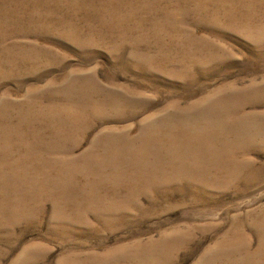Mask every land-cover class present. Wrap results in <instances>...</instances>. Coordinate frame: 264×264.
I'll return each instance as SVG.
<instances>
[{
  "label": "rangeland",
  "instance_id": "374dc122",
  "mask_svg": "<svg viewBox=\"0 0 264 264\" xmlns=\"http://www.w3.org/2000/svg\"><path fill=\"white\" fill-rule=\"evenodd\" d=\"M172 104L245 111L247 131L212 129L214 155L175 173L195 140L159 119ZM249 122L264 124V0H0V264H264V127L244 140ZM159 127L175 139L156 175L99 163L112 135ZM87 163L104 173L75 174Z\"/></svg>",
  "mask_w": 264,
  "mask_h": 264
},
{
  "label": "bare ground",
  "instance_id": "6f19581e",
  "mask_svg": "<svg viewBox=\"0 0 264 264\" xmlns=\"http://www.w3.org/2000/svg\"><path fill=\"white\" fill-rule=\"evenodd\" d=\"M187 37V36H186ZM191 39V38H190ZM187 40V39H186ZM189 40V39H188ZM203 41V40H202ZM201 41V42H202ZM195 42V41H194ZM204 43V42H203ZM212 44V43H211ZM187 48V47H186ZM199 49V48H198ZM182 51V50H181ZM190 51V50H189ZM195 51V50H194ZM215 51V50H214ZM212 51V52H214ZM188 53V52H187ZM181 54V53H180ZM189 54V53H188ZM191 54V52H190ZM191 57V56H190ZM194 57V56H192ZM191 57V58H192ZM184 64V63H183ZM187 64V62H186ZM258 87V86H257ZM120 89H123L122 88H119L118 90L116 91H119ZM126 89V88H125ZM234 89V87H233ZM255 89V87H254ZM223 91V90H222ZM236 91V90H235ZM217 92V91H216ZM215 92V93H216ZM241 93H244L243 91ZM217 94V93H216ZM238 94V93H237ZM227 95V94H226ZM236 95V94H235ZM242 95V94H241ZM221 96V95H220ZM231 96V95H230ZM237 96V95H236ZM227 97V96H226ZM223 98V97H222ZM231 98V97H230ZM133 99V98H132ZM234 99V97L232 98ZM221 100L218 95L215 99L214 102H212L210 104L211 108L214 107L215 105H218V107H220L219 105L221 104ZM226 101V100H225ZM229 102V101H228ZM233 102V101H232ZM231 102V103H232ZM235 103V102H234ZM238 103V102H237ZM223 104H225L223 102ZM230 104V103H229ZM229 104H226V106ZM236 104V103H235ZM133 105H135V103H133ZM232 105V104H230ZM240 105V104H239ZM238 105V106H239ZM244 105V104H243ZM180 106V105H179ZM178 105L176 104H172L171 106L168 107V109H173L175 111L173 112H168L166 113L165 115L166 116H161L159 119H166V124L165 126L166 127H170V126H177L180 128V130H184L183 132V135H180L184 137V139L188 142V141H193L195 140V143L193 144V142H191V144L193 145H190L188 147V149H183V148H176V151H177V155H176V152H173L175 153L174 155V158L176 159V162H177V167H172L176 172L175 173H183L185 171L188 170V168H185V165L184 162L185 160H189V161H192V160H196V162H200V164L203 162V160L205 159L206 162H207V159H208V155L210 154V152H213L211 151V148L209 147H212V143L216 140V135L212 134L211 131H213L214 129L217 130L218 126L219 128H222L220 131L223 132L227 137L234 133L237 132L238 130L241 132V134H245L246 133V129L244 128L245 125H246V122L244 119L240 120L241 118L239 119H234V117L236 118V116H243L245 115V111H241L238 113V115L234 116L232 115V113H230V111L232 110L231 108L233 107H229L230 110H228L227 108L225 110L228 111V116L229 118L231 117V119L227 122H224V120H226V114L224 113L225 111L224 110H217V111H214V114L215 115H204L202 116L201 113H200V110L199 108L196 106V105H189L188 108L184 111L183 109H181ZM225 106V105H224ZM241 106V105H240ZM222 107V106H221ZM235 107V105H234ZM237 107V106H236ZM242 109L244 106H241ZM225 108V107H224ZM214 109V108H213ZM235 109H239V108H235ZM234 109V110H235ZM245 109V107H244ZM243 109V110H244ZM226 111V112H227ZM238 111V110H237ZM225 114V115H224ZM236 114V113H235ZM157 115V114H156ZM247 116V115H246ZM245 116V117H246ZM251 116V114H250ZM254 116V115H253ZM253 118V117H252ZM251 118V119H252ZM255 119V118H254ZM160 121V120H159ZM162 121V120H161ZM158 122V121H157ZM156 122V123H157ZM164 122V121H163ZM256 122V121H255ZM250 124L252 122H249ZM163 124V123H162ZM255 124V123H254ZM253 123L251 124L252 125V128H254V130L248 134L246 137H244L243 139L244 140H247V138H251L253 135H258L257 131L259 128H263L264 127V124L263 125H257L255 126ZM248 125V123H247ZM250 127V126H249ZM218 128V130H219ZM166 128H163V127H159V130L160 131H157V132H147V131H143L141 133V135L137 138V139H132L131 138V133H130V130L129 129H125L123 131L120 132V136H116V135H112L111 136V141H110V145L111 147L109 148V150L103 154H101V156L99 157V163L101 164V166H105V159L107 157H109L113 164H114V171L117 172L119 171L120 167H119V162L126 168H131L132 167H136V169L138 168V170H144V168L147 169V167H150V166H155V172H153L154 175H156V172L157 170H161V166L163 163L167 162L168 159L170 156H172V154H170L169 152H165L167 154L163 155V151H165L164 149L166 148L162 143L160 142H170V141H174L175 137H174V134H170L167 132V130H165ZM213 129V130H212ZM249 129V128H248ZM259 129V130H261ZM257 130V131H256ZM239 132V133H240ZM233 134V135H234ZM237 135V133H236ZM235 135V137H236ZM244 136V135H242ZM262 136V134H261ZM2 137H5V140H8V136L7 135H3L2 134ZM232 137V135L230 136ZM234 137V136H233ZM259 138V137H258ZM211 139H213V141H211ZM241 139V138H240ZM153 140H156V142L154 141L153 143ZM250 140V139H249ZM254 140V139H253ZM256 140V139H255ZM234 141V139H233ZM240 141V140H239ZM141 142V143H139ZM245 142V141H244ZM252 142V141H251ZM238 143V141H237ZM139 144V145H138ZM189 144V142H188ZM150 146L151 147V150L148 151L147 146ZM137 146V151L134 150L132 147H136ZM214 147V146H213ZM210 149V150H208ZM170 151V150H169ZM172 151V150H171ZM170 151V152H171ZM207 154V159L204 158V155ZM212 155H214V152L212 153ZM128 156H131L136 163L130 161L128 159ZM206 157V156H205ZM210 157V156H209ZM165 158V159H163ZM173 158V157H172ZM151 160V161H150ZM173 160V159H172ZM137 162L139 164H137ZM170 162V160H169ZM175 162V160H174ZM184 162V163H183ZM194 162V161H193ZM210 162V161H209ZM235 162V161H234ZM205 163V162H204ZM171 164V163H170ZM181 164V165H180ZM195 164V163H193ZM208 164V163H207ZM167 165V164H166ZM169 165V164H168ZM192 165V164H190ZM196 165V164H195ZM71 166H73V163L72 162H67V167L64 171V174H65V178L68 177L71 172H70V169H73ZM121 166V165H120ZM172 166V165H171ZM170 166V167H171ZM174 166V165H173ZM184 166V167H182ZM204 166V165H202ZM210 166V165H208ZM188 167V166H187ZM171 168V169H172ZM189 168H192L191 171L192 173H190V171L188 173H186V177H189V175L187 174H190V175H195L198 171L203 173L205 172L206 170L202 167H199V164L198 166H190ZM207 168V167H206ZM240 168V167H239ZM167 170V169H166ZM173 170V171H174ZM190 170V169H189ZM131 171V170H130ZM154 171V169H153ZM169 172L171 170H168ZM183 171V172H182ZM78 172H88V173H97V174H100L102 175V173H104V171L100 170L98 167L94 166L93 164L91 163H87L83 168H81L80 170H77L75 169V174H77ZM165 173H168L167 171H164ZM208 172V171H207ZM199 173V174H201ZM86 174V173H85ZM152 174V175H153ZM184 174V173H183ZM182 174V175H183ZM198 174V173H197ZM124 175V174H123ZM122 175V176H123ZM139 175H143L146 177V174L144 173H139ZM153 175V176H154ZM170 175H173V174H170ZM205 175V174H203ZM71 176V175H70ZM98 175H96L97 177ZM104 176V174H103ZM135 176H138V175H135ZM133 176V177H135ZM141 176V177H143ZM158 176V175H157ZM167 176V175H166ZM176 176V175H175ZM174 176V177H175ZM202 176V175H201ZM93 177V176H92ZM108 177V175H107ZM113 177V176H112ZM149 177V176H148ZM152 176H150L149 178H151ZM165 177V175H164ZM163 177V178H164ZM169 177V175H168ZM71 178V177H70ZM85 178V177H84ZM89 178V177H88ZM109 178V177H108ZM115 178V177H114ZM117 178V177H116ZM178 178V177H177ZM193 178V177H192ZM200 178V177H199ZM202 178V177H201ZM206 178V177H205ZM68 179V178H66ZM73 179V178H72ZM93 179V178H92ZM153 179V178H152ZM151 179V180H152ZM157 181H158V178H156ZM165 179V178H164ZM170 179V178H169ZM176 179V178H175ZM189 179V178H188ZM121 180V179H120ZM154 180V179H153ZM171 180H172V177H171ZM174 180V179H173ZM172 180V181H173ZM204 180V179H203ZM69 181V180H68ZM77 181V180H76ZM89 181V180H88ZM100 181V180H98ZM111 181V179H110ZM119 181V179H118ZM122 181V180H121ZM162 181V180H161ZM169 181V180H168ZM208 181V180H207ZM67 182V181H65ZM71 182V181H70ZM104 182L107 183V180H105ZM159 182V181H158ZM174 182V181H173ZM180 182V181H179ZM211 182V181H210ZM75 183V182H74ZM105 183V184H106ZM120 183V182H119ZM137 183V182H136ZM166 183V181L164 180V184ZM170 183V182H169ZM191 183V182H190ZM194 183V182H193ZM79 184V183H78ZM138 184V183H137ZM158 184V183H157ZM197 184V183H196ZM68 185V184H66ZM70 185V183H69ZM87 185V183H86ZM72 186H75L72 184ZM71 186V188H72ZM97 186V185H96ZM141 186L143 188L146 189V193H149L148 191L151 190L154 186V182L153 181H148L147 182H144L141 184ZM165 186V185H164ZM194 186V184H193ZM68 187V186H67ZM87 187V186H86ZM90 187V186H89ZM103 187V186H102ZM167 187V186H166ZM77 187H75L76 189ZM79 188V187H78ZM195 188V187H194ZM208 188V187H207ZM98 189V188H96ZM95 189V190H96ZM112 189V188H110ZM115 189V188H114ZM133 189V188H132ZM196 189V188H195ZM69 190V189H68ZM71 190V189H70ZM86 190V189H85ZM198 190V189H197ZM88 191V189H87ZM113 191V190H112ZM117 191V190H116ZM136 191V190H135ZM73 191H71L72 193ZM82 192V191H81ZM80 192V193H81ZM86 192V191H85ZM93 192V191H92ZM101 192V190H100ZM103 192V191H102ZM139 192V191H138ZM152 191H150L151 193ZM70 193V194H71ZM97 193V192H96ZM120 194V192H117ZM135 193V192H134ZM205 193V192H204ZM4 195L6 194V191L3 193ZM9 194V193H8ZM7 194V195H8ZM98 194V193H97ZM105 194V193H104ZM108 194V193H107ZM153 194V193H152ZM151 194V195H152ZM115 195V194H114ZM130 195V194H129ZM128 195V196H129ZM139 195V194H138ZM145 195V194H144ZM147 195V194H146ZM145 195V196H146ZM150 195V194H149ZM154 195V194H153ZM200 195V194H199ZM99 196V195H98ZM98 196L96 195V199L98 198ZM103 196V195H102ZM141 196V195H140ZM92 198V196H90ZM101 198V196H99ZM135 197V196H134ZM150 197V196H149ZM103 198V197H102ZM101 198V199H102ZM123 198V197H122ZM133 198V197H132ZM90 199V198H89ZM99 199V198H98ZM115 199V198H114ZM118 199H121V198H118ZM86 200V199H85ZM94 200V199H93ZM124 199H122L123 201ZM117 201V200H116ZM120 201V200H119ZM121 201V202H122ZM128 201V200H127ZM92 203V202H91ZM94 203H92L93 205ZM115 204V202H114ZM117 204H119V207H120V203L118 202ZM91 205V206H92ZM122 205V204H121ZM127 205V204H126ZM116 206V204H115ZM123 206V205H122ZM79 207V206H78ZM93 207V206H92ZM111 207V206H109ZM125 207V206H124ZM122 208V207H121ZM125 209V208H124ZM83 211V210H81ZM108 211V210H107ZM110 212V211H108ZM89 215V214H88ZM108 220V219H107ZM107 220H105L107 222ZM103 223V222H102ZM104 225V224H103ZM258 228H262V224H260V226L256 225ZM183 233V232H182ZM176 234V233H175ZM181 234V233H180ZM188 234V233H187ZM186 234V235H187ZM176 236V235H175ZM181 236V235H180ZM178 237H179V234H178ZM173 238V237H172ZM185 238V237H184ZM170 240V239H169ZM167 242V241H166ZM172 242V240L170 241ZM169 243V242H168ZM173 243V242H172ZM153 247V246H152ZM249 245H245V246H238L236 248H234L233 250L236 252V253H239L242 252V251H247V254L246 256L247 257H252V258H260V254L259 253H255V254H251L250 252V249L248 248ZM154 248V247H153ZM220 249V248H218ZM222 251V250H221ZM161 252H163V250H161ZM213 252V251H212ZM232 250L230 251H225L217 256H223V257H230V254H231ZM216 253V252H215Z\"/></svg>",
  "mask_w": 264,
  "mask_h": 264
}]
</instances>
